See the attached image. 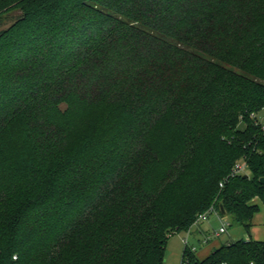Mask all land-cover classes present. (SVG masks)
<instances>
[{
  "label": "trees",
  "instance_id": "16d2710c",
  "mask_svg": "<svg viewBox=\"0 0 264 264\" xmlns=\"http://www.w3.org/2000/svg\"><path fill=\"white\" fill-rule=\"evenodd\" d=\"M261 111L264 0H0V264H164L211 206L250 231Z\"/></svg>",
  "mask_w": 264,
  "mask_h": 264
},
{
  "label": "rangeland",
  "instance_id": "374dc122",
  "mask_svg": "<svg viewBox=\"0 0 264 264\" xmlns=\"http://www.w3.org/2000/svg\"><path fill=\"white\" fill-rule=\"evenodd\" d=\"M9 23H11V18L6 22L5 26ZM257 116L263 122L264 111L259 112ZM246 173H248V171ZM256 201L260 206V210L254 215L253 226L250 231H248L244 225L233 222L230 215L223 214L221 218H219L216 214H212L207 220L194 224L190 228L189 234L188 231L183 230L171 235L166 246L164 264H179L177 259H179V255H182L186 246L185 238L187 237L189 240V248L193 246L197 247L195 256L199 260L205 259L212 253V246L216 245V248H219L231 240L252 238L258 241H264V206L260 200L257 199ZM224 221L228 223L227 231L217 236L215 232ZM205 234L211 235V239L209 242L202 243V240L206 237Z\"/></svg>",
  "mask_w": 264,
  "mask_h": 264
},
{
  "label": "built area",
  "instance_id": "2783aa9c",
  "mask_svg": "<svg viewBox=\"0 0 264 264\" xmlns=\"http://www.w3.org/2000/svg\"><path fill=\"white\" fill-rule=\"evenodd\" d=\"M248 163L245 159H240L238 160L235 165L233 166L232 168V174L233 175H237V174H242V173H245L248 171ZM222 185V184H221ZM211 214H216L217 216H219V218H221V214L220 212L214 207V206H211L206 212L204 213H201L198 215L197 217V220H196V223L197 224L198 222L200 221H203V220H207L208 217L211 215ZM227 226H228V223L227 222H222V224L220 225L219 229L215 232V234L217 236L221 235L222 233L226 232L227 231ZM211 239V235H206V237L202 240V243H205V242H208L209 240ZM185 247L195 253L196 250H197V247L196 246H193L191 248H189V240H188V237L185 238ZM223 264H226V263H223ZM250 264H259L257 263L256 261H251Z\"/></svg>",
  "mask_w": 264,
  "mask_h": 264
},
{
  "label": "crops",
  "instance_id": "0c3cea01",
  "mask_svg": "<svg viewBox=\"0 0 264 264\" xmlns=\"http://www.w3.org/2000/svg\"><path fill=\"white\" fill-rule=\"evenodd\" d=\"M190 233V230L188 231V234ZM203 234V233H202ZM206 235V234H205ZM210 241V240H209ZM208 241V242H209ZM219 247V246H218ZM214 249H216V245H214V246H212V250H214ZM213 252V251H212ZM183 253V252H182ZM179 255V254H178ZM181 258H182V255L180 256L179 255V259H177L178 260V262H179V264H180V262H181ZM178 264V263H177Z\"/></svg>",
  "mask_w": 264,
  "mask_h": 264
},
{
  "label": "water",
  "instance_id": "95a60500",
  "mask_svg": "<svg viewBox=\"0 0 264 264\" xmlns=\"http://www.w3.org/2000/svg\"><path fill=\"white\" fill-rule=\"evenodd\" d=\"M245 176H248V174H245ZM261 182L264 183V177L261 178ZM220 207H221V213L225 214V210H224L223 206L221 205Z\"/></svg>",
  "mask_w": 264,
  "mask_h": 264
}]
</instances>
